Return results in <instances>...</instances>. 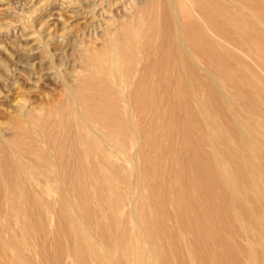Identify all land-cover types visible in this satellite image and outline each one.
<instances>
[{
    "label": "bare ground",
    "instance_id": "bare-ground-1",
    "mask_svg": "<svg viewBox=\"0 0 264 264\" xmlns=\"http://www.w3.org/2000/svg\"><path fill=\"white\" fill-rule=\"evenodd\" d=\"M132 4L133 27L106 41L111 66L99 63L94 53L81 56L87 71L105 75L106 79L92 86L87 81L75 86L65 84L66 102L75 120L69 122L64 116L59 123L66 136L51 146L52 157L23 146L21 151L14 150L7 139L0 138V264H66L67 257H73L75 264H149L146 250L128 248L126 258L106 260L102 247L112 242L115 246L122 241L133 243L137 235L149 243L157 239L156 223L147 213L154 204L150 198L141 197L143 185L153 190L166 189V195L181 208L179 221L191 227V240L221 250L206 252L205 264H264V252L255 250L259 238L264 243V145L255 141L253 129L258 128L253 118L251 123L245 120L244 128L239 122L238 127L235 125L236 94L230 89L229 93L230 86L225 85L226 89L211 71V67L225 60L248 75L252 66L238 54L239 46L246 36L264 37V0H146L142 5ZM88 89L98 93L88 96ZM201 91L206 93L204 99L199 96ZM245 98L244 112L253 114L258 107ZM89 101L97 107L89 111L91 121L81 105H88ZM146 114H150L148 119ZM31 115L32 112H24L23 120L15 122V127L27 124ZM167 119L172 120L173 132L181 136V141L171 142L163 155L176 154L175 160L184 163L181 172L185 179H167L165 170L154 174L153 162H144L146 176L138 171L132 183L130 177L123 175L124 165L112 158L123 161L127 150L123 139L127 137L139 144V155L156 148L155 142L145 138L157 134L159 124ZM24 135L28 140L32 137L29 131ZM18 139L17 133L9 141ZM180 151L184 157L179 156ZM35 155H41L43 161H35ZM233 163L242 166L241 174L233 169ZM34 168L43 172V181L33 173ZM51 168H57L54 176L49 174ZM109 173L118 179L123 191L136 190L131 203L121 193L119 200H109L108 192L114 190ZM34 180L40 185L60 182L64 206L60 216L72 221L76 214L77 224L70 229L61 226L55 253L48 250L41 214L39 223L24 229L22 241L5 239L15 226L14 218H32L40 204L34 193ZM173 189L175 197L170 194ZM93 200L110 206L113 234L100 224L105 211L92 209ZM239 207L249 215L239 212ZM120 211L137 223V235L130 233L125 219L117 217ZM141 212L145 214L144 223ZM222 233L241 238L246 245L237 240L229 243L224 238L215 241L214 236ZM63 234L68 237L67 242L60 238Z\"/></svg>",
    "mask_w": 264,
    "mask_h": 264
},
{
    "label": "rangeland",
    "instance_id": "rangeland-1",
    "mask_svg": "<svg viewBox=\"0 0 264 264\" xmlns=\"http://www.w3.org/2000/svg\"><path fill=\"white\" fill-rule=\"evenodd\" d=\"M145 1L0 0V138L3 136L2 138L7 139L14 150L21 151V147L23 146L28 147L30 150L32 149L36 154L45 153L47 155L46 157H52L54 151L51 149V146L56 142L64 140L66 136L65 130L59 123L64 116L69 122L75 120V116L70 115V108L66 102L68 89L65 84L68 83L70 86H75L81 84L83 81H87L91 82L89 86H92L98 80L106 79L105 75L87 71L83 60H81V56H91L90 54L94 53L99 63L111 66L108 60L110 52L106 48V41L121 34L123 31L125 32L127 30L126 32H129V29L133 27L135 16L132 3L135 2V4L142 5ZM98 2H100L99 7ZM227 47H231L232 49L231 45ZM239 48L238 54L253 68L249 67V71H247L248 75L242 74L233 63L230 62V64L225 60L222 62L219 61L218 65H215L216 67H211V71L214 75L213 77L221 80V84L226 89V86H230L227 89L229 93L234 92L233 94H236L234 95V100L235 98L236 100H233V104L237 107L238 111L236 121L233 119L235 125L238 127L239 124V126L241 125L244 128L245 120L250 123L254 121L258 129H253V136L255 141L263 146L264 37L246 36ZM207 77L210 79V76ZM88 90L86 92L88 96H93L98 93L91 89ZM82 94L85 93L83 92ZM199 96L204 99L206 93L201 91ZM245 96L258 107V110L254 113L248 109L253 114L246 115L244 112L242 106L244 105V99H246ZM81 105L85 108L84 112H88V115L85 114L87 117L89 116L90 110L92 112L97 108L94 102H90L88 105L81 103ZM27 111L32 112V115L28 118V123L15 127L14 123L23 120V113ZM176 111L179 114L181 113L180 110L178 112L176 109ZM149 116L150 114L145 115L146 118ZM88 118L91 121L90 116ZM251 118L254 120L252 121ZM171 121L170 119L162 121L158 126L157 134L146 136L145 139L152 140V143L155 142L157 146L154 149L147 150L145 155H141L140 153V156L139 152L138 154L136 153L140 146L133 138L127 137L123 139V143L126 142L124 144L127 148L125 156L122 157L123 161H120V157L112 158V160L119 165H124L125 170L123 171V175L130 177L132 183L136 181L138 171L143 177L146 176L144 162L154 163V165L153 163L151 164V171L153 170L154 174L158 175L165 170L167 179H171V177L173 179H185V176L181 172L184 163L175 160L174 156L176 154H171V157L168 154L163 155V151H166V149L169 150L171 142L177 143L181 141V136L177 132H173L174 124ZM237 122L239 123L237 124ZM77 130L80 129L77 127ZM26 131L31 133L32 137L29 140L24 135ZM17 133L20 135V139L16 142L9 141ZM230 140L233 141L229 138ZM136 145L138 147L137 149ZM149 155L151 161L149 160ZM183 155L185 153L181 152L179 156L184 157ZM32 158L38 162L43 161L41 155H35ZM135 162L139 164L138 168H136ZM156 162H158V167L155 165ZM232 167L236 172L242 173L241 165L233 163ZM226 171H229L228 168ZM33 173L39 180H44V174L40 169L34 168ZM56 173L57 168H51L49 171V174L53 176ZM109 176L114 181V190L108 192L109 200H119L118 198L121 193L126 194L128 202L131 203V198L135 195L136 190L129 189L128 191H123L118 179L114 175H111V173H109ZM32 183L36 185L34 193L36 199L40 202L35 210L36 215L34 214L32 218L24 219L15 217L13 221L15 226L11 227V233L5 234V239H13L18 243L22 241L24 238V229H31L34 224H37V221L39 223L38 214H41L43 226L46 231L48 250L51 253H55V240L59 236L61 226L70 229L69 227L77 224L74 219L76 214H73L72 221H68L65 217L60 216L64 210L60 198L61 193L59 192L63 185L60 182L51 181L40 185L37 180H34ZM102 185L100 184L99 186ZM149 187L142 186L141 197L150 198L154 204L152 207H149L147 213L156 223L155 230L158 231V233L156 232L157 239L149 243L142 236H138L136 234L139 231L137 223L130 216L127 217L126 212L120 211L117 217L120 220L125 219L130 233L138 237L136 236L133 243L122 241L117 242L116 246L113 242L105 243L106 246L102 244L106 260L112 257L115 259H124L127 256L125 250L134 248L136 250L148 251L150 257L147 262L149 264H205L203 259L206 252L209 250L213 251V249L217 252L221 251L218 247H213L214 245L206 247L202 242L191 240V227L189 224L180 222L178 219L181 215L179 204L174 200H170L168 195H166V189L157 187L153 190L150 187V190ZM71 192L73 195L76 194V191L72 190ZM93 192L97 197V193L99 194L98 189L95 188ZM170 194L175 197L176 190L173 189ZM68 204L70 205L71 202L68 201ZM158 204L159 206H157ZM90 207L105 211L100 218V224L113 234L112 226L110 225L111 221H109L110 215L112 214L110 206L107 203L101 204L99 200H93ZM238 211L249 215L243 207H239ZM78 213L82 214V210L79 207ZM141 213L140 218L144 223L145 214L143 212ZM1 222L5 224L6 220L2 219ZM60 238L63 242H67L68 240V237L64 234L63 236L60 235ZM219 238H224L229 243H234L237 240L238 243L246 245L243 239L226 233L214 236L215 241H218ZM150 244H152V247ZM255 250L257 253L264 252V243L260 238L259 245L256 246ZM11 254L14 255V251H11ZM36 259L38 260L39 257L36 256ZM152 260L154 261L151 262ZM73 263V257H67L66 264Z\"/></svg>",
    "mask_w": 264,
    "mask_h": 264
}]
</instances>
